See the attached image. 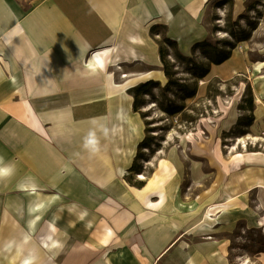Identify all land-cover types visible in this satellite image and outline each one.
I'll return each instance as SVG.
<instances>
[{
	"label": "crops",
	"instance_id": "1",
	"mask_svg": "<svg viewBox=\"0 0 264 264\" xmlns=\"http://www.w3.org/2000/svg\"><path fill=\"white\" fill-rule=\"evenodd\" d=\"M214 1L0 0V264H230L218 235L264 228V154L187 145L131 171L147 135L131 91L163 68L152 29L188 56Z\"/></svg>",
	"mask_w": 264,
	"mask_h": 264
},
{
	"label": "rangeland",
	"instance_id": "2",
	"mask_svg": "<svg viewBox=\"0 0 264 264\" xmlns=\"http://www.w3.org/2000/svg\"><path fill=\"white\" fill-rule=\"evenodd\" d=\"M211 8L206 16L211 33L206 40L231 53L230 59L216 66L211 65L213 56L203 50L188 56L181 53L182 59L172 47L165 46L169 77L163 68L156 70L161 79L150 80L154 82L150 93H143L139 99V113L146 115L145 122L149 123L146 137L150 141L134 164L133 172L140 177L148 176L155 159L181 146L188 150L187 145H215L226 159L246 151L264 154V0H246L242 6L235 0H215ZM154 34L159 42L166 36L162 28ZM119 68L120 79L153 72L146 67ZM203 71L209 74L204 76ZM168 109L179 112L170 114ZM194 160L211 178L217 174V169L208 168L202 159ZM218 237L230 245V264H264L261 226L247 227L241 222ZM121 258L119 262L87 264H145L133 261L131 255Z\"/></svg>",
	"mask_w": 264,
	"mask_h": 264
},
{
	"label": "trees",
	"instance_id": "3",
	"mask_svg": "<svg viewBox=\"0 0 264 264\" xmlns=\"http://www.w3.org/2000/svg\"><path fill=\"white\" fill-rule=\"evenodd\" d=\"M157 28H153L152 32L154 33V31ZM160 45V55H161V61L163 64V70L165 72V75L169 77V73H168V65H167V61L165 59V46L168 45L169 47H172V49H174L175 53H177L176 56H178V58H182L185 59V57L183 55H181L180 51H179V47L178 44L174 41H172L171 39L167 38L166 36L163 37L162 42H159ZM206 49V50H205ZM196 50H203L204 53L210 54L213 56L214 61L211 62V65H222L223 63H225L226 61H228L230 59L231 53H225L224 51L217 49L216 47L212 46L208 40H205L199 44H197L194 47V51ZM188 62L190 64H193V60L189 59ZM204 72V76H206L207 74H209V71H203ZM154 85L153 81L147 82L145 84H143L142 86H140L138 89H135L134 91H131L133 93L135 102H134V110L135 112H139V99L141 97V95H143V93H147L149 94L150 91H148V89ZM170 114H176V112H179V109L175 110V111H170L169 109L166 111ZM141 117L143 118V120H146V115L141 114ZM146 126L149 125V123L145 122ZM149 131L147 130V133ZM148 145H150V141L148 140V138L146 137V139L144 140V142L140 145L139 151H141V149L143 147H148ZM140 153L138 152L137 158H136V162L139 160L140 158ZM135 166V165H134ZM134 166L132 168V172L134 171ZM143 185V184H141Z\"/></svg>",
	"mask_w": 264,
	"mask_h": 264
},
{
	"label": "bare ground",
	"instance_id": "4",
	"mask_svg": "<svg viewBox=\"0 0 264 264\" xmlns=\"http://www.w3.org/2000/svg\"><path fill=\"white\" fill-rule=\"evenodd\" d=\"M109 57H110V50L103 49V50L96 52L94 55H92L90 59V63L91 65L100 64L104 61V59L109 58ZM116 69L120 70L119 67H116ZM128 77H129L128 75H125L122 78L127 79ZM244 145H246V143H244ZM141 179H145V177H141Z\"/></svg>",
	"mask_w": 264,
	"mask_h": 264
},
{
	"label": "clouds",
	"instance_id": "5",
	"mask_svg": "<svg viewBox=\"0 0 264 264\" xmlns=\"http://www.w3.org/2000/svg\"><path fill=\"white\" fill-rule=\"evenodd\" d=\"M84 147L89 149L93 153L99 151L98 141L94 132L89 134L88 138L85 140Z\"/></svg>",
	"mask_w": 264,
	"mask_h": 264
},
{
	"label": "built area",
	"instance_id": "6",
	"mask_svg": "<svg viewBox=\"0 0 264 264\" xmlns=\"http://www.w3.org/2000/svg\"><path fill=\"white\" fill-rule=\"evenodd\" d=\"M95 54V53H94ZM140 177V176H139Z\"/></svg>",
	"mask_w": 264,
	"mask_h": 264
}]
</instances>
